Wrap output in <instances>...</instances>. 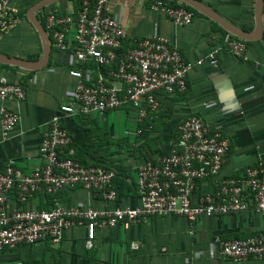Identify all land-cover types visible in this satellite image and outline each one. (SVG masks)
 Returning <instances> with one entry per match:
<instances>
[{
	"label": "built area",
	"instance_id": "2783aa9c",
	"mask_svg": "<svg viewBox=\"0 0 264 264\" xmlns=\"http://www.w3.org/2000/svg\"><path fill=\"white\" fill-rule=\"evenodd\" d=\"M112 5L113 0H81L76 11L52 10L37 15L40 21L44 19L51 47L70 53L73 86L69 103L61 106L42 132L38 146L42 164L27 171L11 161L0 164V264H59L9 259L7 253L39 242L59 245L64 232L75 227L86 228V246L92 248L98 228L128 229L155 217L179 216L195 224L203 217L244 211L264 215V163L247 167L239 176L220 178L230 140L201 114L191 113L182 120L167 151L137 164L135 206L118 202L114 179L120 165L107 167L72 157L67 118L130 106L142 125L134 130L140 136L152 128L149 121L157 117L159 94L185 95L191 70L203 63L202 59L186 60L162 36L128 40ZM149 7L181 26L191 24L198 13L185 3L171 0H151ZM23 18L13 0H0V43ZM226 47L236 58L246 59V40L234 36ZM218 54V48L211 49L207 57L210 64L218 65ZM26 98L22 84L0 79V123L5 135L20 121L18 111L7 103ZM211 182L213 191L199 192L200 184ZM75 187L96 193L102 205L83 208L64 203L60 192ZM39 195L46 198V208L35 205ZM218 253L236 262L264 261V232L220 240Z\"/></svg>",
	"mask_w": 264,
	"mask_h": 264
},
{
	"label": "crops",
	"instance_id": "0c3cea01",
	"mask_svg": "<svg viewBox=\"0 0 264 264\" xmlns=\"http://www.w3.org/2000/svg\"><path fill=\"white\" fill-rule=\"evenodd\" d=\"M150 1L113 0L112 12L121 20L128 40L162 36L186 60H203L189 74L187 93L181 97L159 94L161 108L153 119L154 126L140 136L134 130L142 125L130 106L104 114H78L65 121L73 139L69 147L73 156L89 164L120 165L124 177L120 180L123 186L118 202L123 206L138 203L137 164L146 161L147 156L155 159L167 151L179 124L191 113L203 115L230 140L220 178L239 176L247 167L264 163V1L261 35L246 41V59L236 58L228 51L226 43L234 35L207 15L198 12L191 24L176 25L161 11L151 9ZM200 1L237 27L246 31L256 28V0ZM13 2L24 20L1 41L0 55L40 60L43 41L29 21L22 0ZM75 7L76 0H58L38 13L69 12ZM213 48L219 49L217 66L207 58ZM70 66V53L54 48L44 68L33 70L0 63V79L20 83L27 90L24 101L7 103L20 115L14 131L5 135L0 123L1 165L11 161L27 171L42 164L38 152L42 132L61 106L70 101L68 94L73 86ZM214 189L212 182L199 185L200 193ZM59 198L69 206L102 205L100 196L81 187L64 189ZM35 205L46 208L48 202L39 195ZM260 232H264V215L249 211L203 217L195 224L179 216H162L128 229L98 228L92 248L86 246V228L75 227L64 232L59 245L50 242L21 245L9 251L7 257L59 264H264L255 259L242 262L223 259L218 253L220 240L246 238Z\"/></svg>",
	"mask_w": 264,
	"mask_h": 264
},
{
	"label": "water",
	"instance_id": "95a60500",
	"mask_svg": "<svg viewBox=\"0 0 264 264\" xmlns=\"http://www.w3.org/2000/svg\"><path fill=\"white\" fill-rule=\"evenodd\" d=\"M56 1L58 0H39L31 7H29L26 12L29 21L37 29L43 41L44 53L42 59L36 61H30L22 58L0 55V63L16 65L22 68H29L33 70L44 68L48 64L52 47L49 40V34L45 29L44 25L42 24V22L38 19L37 13ZM180 1L195 8L198 12L207 15L215 22L219 23V25L223 29H225L226 31H228L229 33L233 34L238 38L249 41V40H255L257 39V37L261 35V29H262L261 13H262L264 0H256V8H255L256 28L253 31H246L230 23L229 21L218 15L215 11L207 8L200 0H180Z\"/></svg>",
	"mask_w": 264,
	"mask_h": 264
},
{
	"label": "trees",
	"instance_id": "16d2710c",
	"mask_svg": "<svg viewBox=\"0 0 264 264\" xmlns=\"http://www.w3.org/2000/svg\"><path fill=\"white\" fill-rule=\"evenodd\" d=\"M80 1L81 0H76V7H75V11L76 10H78L79 8H80ZM41 21H42V24L45 26V23H44V19H41ZM149 124H151L152 126H154V121L152 120V121H149ZM144 133H142V135H143ZM74 159H77V160H79L78 158H76L75 156H72ZM146 159L147 160H153L154 158H153V156H147L146 157ZM146 160V161H147ZM81 161V160H80ZM83 163H87V162H84V161H82ZM117 173H118V176L114 179V186H115V189L117 190V192H118V196L120 195V193H122V186H123V184L122 183H120V180L124 177L123 175H124V171L122 170V169H120V167L119 168H117ZM136 187V186H135ZM27 262H31V261H27Z\"/></svg>",
	"mask_w": 264,
	"mask_h": 264
},
{
	"label": "rangeland",
	"instance_id": "374dc122",
	"mask_svg": "<svg viewBox=\"0 0 264 264\" xmlns=\"http://www.w3.org/2000/svg\"><path fill=\"white\" fill-rule=\"evenodd\" d=\"M38 1L39 0H22V3H23V6H24V9H28L30 6H32L33 4H35Z\"/></svg>",
	"mask_w": 264,
	"mask_h": 264
}]
</instances>
